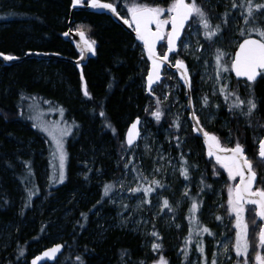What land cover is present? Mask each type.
Listing matches in <instances>:
<instances>
[{"label": "trees", "instance_id": "1", "mask_svg": "<svg viewBox=\"0 0 264 264\" xmlns=\"http://www.w3.org/2000/svg\"><path fill=\"white\" fill-rule=\"evenodd\" d=\"M105 1L117 4L120 13L127 16L130 15L127 7L133 2L164 8L171 2ZM122 1L125 11L121 9ZM254 2L262 3L261 0ZM198 4L212 25H221L220 34L211 41L203 36L204 44L211 45L213 57L216 49H222L227 54L225 62H230L236 49L230 46L232 11L224 5V0H199ZM71 6V0H0V52L23 56L27 51L37 50L77 58L79 52L63 38L69 28ZM226 12L229 15L224 23ZM256 21H259L257 14ZM240 24L244 27L243 20ZM79 25L84 29L78 28ZM72 27L96 42L95 56L81 68L58 59L31 57L12 65L0 60V264H28L35 253L57 242L64 243L65 251L54 264H140L141 261L152 264L159 255H163L168 264H187L191 254L185 259L181 249L185 247V237L189 233L185 225L188 223L190 198L182 211L177 200L181 218L177 222L174 219L172 229L164 232L163 237L159 234L158 237L152 236V243L145 245L139 234L110 224L111 219L104 215V212L112 211L107 205L108 198L103 197L104 185L89 177L87 166L96 168L99 163L103 167L110 166L111 161L104 156L105 153L114 152L115 147L130 150L124 141L128 123L136 116L149 118L156 110V94H149L145 89L149 64L143 47L131 32L106 14L75 11ZM242 39L239 33V41ZM164 46L161 45L160 50ZM81 72L85 81L81 79ZM223 74L229 75L230 82L226 81V84L242 99L254 95L257 109L251 117L244 116L239 109L229 111L221 95V117L208 130L218 135L224 145L234 146L237 141L244 145L258 174L256 187H264V161L258 158V143L254 142L256 136L264 135V74L251 84V88L246 80L234 78L231 72ZM85 86L90 97L83 94ZM198 93L195 87V96ZM34 102L59 104V110L53 108L48 113L54 117L63 108L65 117L75 124V131L71 127V133L65 138L66 147L64 144L66 179L63 183L51 181L46 188L41 183L42 173L50 168L48 174L54 176L58 160L52 152L48 133L43 130L41 106L33 105ZM168 105L161 109L163 124L172 127L173 140L179 146L181 143V148L178 146L181 152L174 149L180 152L179 161L182 164L180 157L183 154L190 166L189 179H182L188 182L190 197H195L198 202L204 197L202 194H206L204 200L208 203L217 184H221L220 180L227 178L228 184L231 180L212 158L207 157L202 140L194 133L191 124L188 122L187 127L181 124L188 116L180 118L176 110L173 117L168 115ZM145 107L148 111H144ZM101 111L104 116L99 115ZM177 119L180 127L176 131L174 121ZM223 121L236 135L230 144L225 138L228 129ZM84 159L90 162L86 167L80 166ZM217 170L219 175H213ZM202 176L211 187H205L201 192L204 187ZM224 190V199L227 200V189ZM29 191L35 193L30 200ZM172 209L175 217L176 209ZM250 210H254L252 206H248L247 222L255 218L258 221ZM195 216L201 219L200 213L196 212ZM230 217L234 219L232 215ZM258 226L259 223L256 229L252 226L254 238H249L254 244L249 249L252 263L257 250L254 242ZM6 230L8 243H3L2 234ZM153 243H160L162 248L154 252Z\"/></svg>", "mask_w": 264, "mask_h": 264}, {"label": "snow or ice", "instance_id": "2", "mask_svg": "<svg viewBox=\"0 0 264 264\" xmlns=\"http://www.w3.org/2000/svg\"><path fill=\"white\" fill-rule=\"evenodd\" d=\"M72 6L85 5V0H71ZM87 6L93 9H107L113 13H117L116 6L111 2H103V0H87ZM231 7L233 9H240V16L243 18L244 27L240 28V36L243 38L239 43L238 49L235 52L230 62H225V56L227 55L222 49H216L215 60V78L217 83L222 79L223 73L234 72L237 78H246V82L251 88V84L257 80L258 76L264 74V28L260 27L256 21V14L264 11V3H255L254 0H240L239 3L233 0ZM127 12L130 14V20L124 19V23L129 27L134 25L135 34L138 40L142 41L143 48L146 51L148 59L151 61V65L147 70L146 75V88L149 94L154 95V85L161 81V70L165 66L174 67L179 73V78L188 87L189 93V105L192 104L190 92H191V76L189 69L184 60L177 58L173 64L169 59V54L174 53L178 55L177 42L180 41L185 50L189 48V45L182 40V34L188 30H191V22L195 20L199 28L203 30V36L206 40L211 41L214 37L220 34L221 25H212L207 13L197 3V0H171L167 8L160 5H149L146 3L133 2L127 7ZM229 13H225L223 16V22L227 23V16ZM170 25V30L168 26ZM154 26V27H153ZM81 38L85 33L80 29H77ZM199 32V29H198ZM65 36L69 35V32L64 33ZM255 35L258 38H253ZM166 40L167 51L161 55L157 51L158 42ZM94 41H85V46L88 51L94 52ZM0 57L6 61H13L19 59L13 55H6L0 52ZM199 58V57H197ZM207 63V61H205ZM81 79L83 80V73L81 72ZM219 94L224 98L225 104H227L229 111L241 110V114L246 117H251L254 110L257 109V103L254 95L249 96L247 99H242L237 92L230 89L229 85L224 83L220 84L218 88ZM83 94L86 97H90V93L85 86ZM214 95L216 90H214ZM165 100L168 99L166 95ZM161 100L156 98V110L151 112V115L159 122L164 115L161 110ZM209 98L207 95L202 97V106H209ZM218 108L219 105H216ZM63 110L61 109V112ZM100 116H104L105 113L101 111ZM191 118L195 121L193 125V131L202 133L204 143L207 146V155L215 158L216 165L220 169H223L227 173V177L231 181L238 182L229 184L227 188V201L226 211L231 216L235 217V236L229 242L222 245V255L226 256L228 260H231L230 252H234L237 257L236 264H250L249 261V249L252 247L249 241V223L245 219V213L248 210L247 206H252L254 209V215L259 221L264 222V187H255L257 184V172L255 171L253 161L249 159L246 154L244 145L235 142L232 147H224L221 144L220 139L212 133L207 132L200 125L199 117L193 111L191 112ZM141 121L137 117L133 121L126 133V144L131 147L135 141L140 137L141 133L138 128ZM34 127L36 125H33ZM110 127V125H108ZM176 128L180 127L179 119L174 121ZM44 131L48 132L52 136L55 143V153L58 160V164L55 166L57 171L52 177L54 183H63L66 179L65 174V161L66 153L64 151L63 138L71 133V126L56 127L54 131L44 128ZM113 132L115 130L113 129ZM179 141V137H176ZM179 146V143L178 145ZM258 158L264 161V138L258 140ZM180 160L182 161L179 169L180 175L185 179H189V165L187 160L181 154ZM131 163V161H129ZM128 165L125 164V168ZM133 171H137L135 168ZM155 172H159L160 169H155ZM213 175H219V171H214ZM137 181L143 179L146 183H137L135 188L128 189L132 193L142 192L145 197H148L151 193L155 192L157 188H163L164 185L157 179L153 178L148 180L147 177L138 175ZM201 184L204 186L200 189L202 192L205 187L210 188V185L205 183L202 176ZM123 187V184L120 185ZM114 185L105 184L103 187V195L108 196L112 192ZM35 193L28 192V199ZM183 196L189 197L191 200L189 208V233L185 237V247L181 249L185 259L188 258L189 251L193 240L195 239L196 251L200 253V264H218L217 253L212 254L211 261L208 260L205 254V246L202 240L204 234L214 236L215 234L207 226L201 225L199 219L195 216L200 204L193 197H190V190L185 189L182 193ZM99 203V202H98ZM151 201L145 199L141 204H150ZM141 205H137L140 207ZM223 206V205H222ZM127 207V205H123ZM168 209L173 211L172 206L167 198L163 199L162 211ZM82 215H85L82 213ZM85 215V219H86ZM217 220H221L220 216L216 217ZM256 220L253 221V225L256 226ZM179 227V225H177ZM153 237H158V233L153 231L151 233ZM256 252L253 257V264H264V224L258 226L256 232ZM219 243V242H218ZM62 245H56L43 252L42 256H36L31 264H37L38 261L43 258H54L57 253L60 252ZM162 248L160 243H153L152 250L158 252ZM23 250H21V255ZM79 260L80 258L77 257ZM140 264H144L143 261ZM153 264H168V261L163 255H159L157 260L153 261Z\"/></svg>", "mask_w": 264, "mask_h": 264}, {"label": "rangeland", "instance_id": "3", "mask_svg": "<svg viewBox=\"0 0 264 264\" xmlns=\"http://www.w3.org/2000/svg\"><path fill=\"white\" fill-rule=\"evenodd\" d=\"M261 1L264 3V0ZM85 2H87V0H85ZM197 2L199 3V0ZM232 2L233 0H224V5H227L230 11H232L230 17L232 28L230 46L237 47L241 28L240 22H242L243 18L240 16V9H233L231 7ZM236 2L239 3L240 0H236ZM121 9L125 11L123 1L121 2ZM124 16L125 18L128 17L127 14ZM257 18L259 19V26L264 28V11L257 13ZM191 24V30H188L187 28L182 39L184 43L189 45V48L185 50L180 43L179 52L178 55L175 56V59H181L182 57L188 62L190 72L193 76V88L196 87L199 90V93L196 94L194 98V106L204 125L207 128H210L209 126L215 124L216 120L221 117L220 110L222 109V99L221 94L218 92V88L220 87V84L229 81V75L223 74L221 81L217 83L215 78V60L212 56L211 45L204 44L202 30L196 24L195 20H193ZM78 28L84 29L80 25ZM90 40L95 42L92 38ZM94 45H96V42ZM165 51L166 46H164L163 50H160L161 54H164ZM205 61H207V63H205ZM145 82L143 84L144 87ZM214 90H216L215 95L213 94ZM202 92L204 93L203 95ZM154 93L156 94V97L154 98L156 99L158 97L162 102L160 105L161 109H163L166 104H169L168 115L173 117L172 114L174 110H176L179 112L178 116L180 118L188 116L185 88L176 72L166 71L163 81L154 87ZM166 95L168 96L167 100L164 99ZM205 95L208 96L210 101L209 106L207 107L202 106V97ZM32 104H40L41 106L39 112L40 116L43 118L41 119L43 129L48 128L49 130L54 131L58 126H71L74 129L73 132L75 131V124L70 122L62 111L64 113L63 116L61 109L59 113L54 114V117L48 113V110L53 108H55L54 111H56V109L59 110L61 107L59 104L55 105L46 103V105H42L40 102H34ZM216 105H219V107L217 108ZM62 110L64 109L62 108ZM144 111H148L146 110V107ZM188 122L189 119L187 117V121L184 120L181 124L187 127ZM222 124L228 129V133L225 135L227 143L230 144L234 142L236 135L232 131H229L227 122L223 121ZM141 128V140L136 146L132 148L130 147V150L120 147L117 149V147H115L114 152L112 151L104 154V156L109 157V160L111 161L110 166L103 167L99 163L96 168H93L92 165L87 166L90 162L85 159L82 160L80 166L89 167V177L97 179L101 182V185L107 183L114 185L112 192H110L108 196L103 195V197L108 198L107 205L112 208V211L104 212V215H107L109 219H111L110 224L121 226L129 232L139 234L143 238L145 245H150L153 241L151 235L153 231H156L161 237H163L164 232L168 233L172 229L174 219L177 222L181 218L179 215V208L180 211H182V209L188 204L187 201L189 200V197L183 196L182 193L186 188L189 189V186L188 182L182 179L179 172L181 162L179 161L178 154L182 151L180 149L181 143L179 148L177 146L178 144L173 140L172 127L167 124L164 125L162 118L157 122L154 117L150 116L149 118H142ZM177 129L178 128H175L176 131ZM48 136L51 140L52 152L54 154L56 151L55 143L52 136L49 134ZM67 136L63 138V144H65V147L67 140L65 138ZM260 138H262V136H256L254 142L258 143ZM175 148L180 149V152H176ZM129 161H131V163H129ZM125 164L128 165L127 168H125ZM133 168L137 171H133ZM155 169H160V171L155 172ZM49 170L50 168H46L42 173L41 183L44 188H46L49 182L53 181V176L51 177L48 174ZM80 172H83V169ZM138 175L147 177L149 181L155 178L159 180L164 187L157 188L156 191L151 193L148 197H145L142 192L132 193L128 189L135 188L138 182L144 184L143 179L137 181L136 177ZM49 178H51V180H49ZM220 182L221 184H217L216 190L208 203L204 200V198L207 197L206 194H202L204 197L198 201L200 207L197 212L200 213L201 216V219L199 218L201 225L207 226L215 234L214 236L204 234L202 240L205 246V254L209 261H211L212 254L217 253L218 264H236L237 257L234 252L229 253L231 260H228V258L221 253L222 245L229 242L235 236V221L232 224L233 219L226 211L224 189L229 184L237 183L238 178L237 181H231L229 184L227 178L222 181L220 180ZM121 184H123V187L120 186ZM164 198H167L169 202L172 203V207L176 209L175 217L172 211H168V209L161 210ZM145 199L150 200L151 203L141 204ZM177 200L180 201L179 205L177 204ZM123 205H127V207H123ZM137 205L141 206L137 207ZM187 208L189 210L190 205H188ZM250 212L254 214V210H250ZM217 216H220L222 219L217 220ZM254 220H256V218ZM256 222L259 223V225L261 224L260 221ZM248 223L250 226L249 238L251 237L252 239L254 238V234L251 233V231L256 229L255 227L257 226V223L256 226L253 225V221H249ZM185 226L189 231V219ZM252 226L255 228L254 230L252 229ZM2 237L5 238L3 243H8V230L4 231ZM251 239L249 241L253 246L254 244ZM195 243L196 241L194 239L191 247L188 249L191 256L188 258L189 260L187 264H200L201 256L200 253L196 251ZM254 243L256 245V241ZM249 261L250 264H252V261ZM28 264L30 263L28 262Z\"/></svg>", "mask_w": 264, "mask_h": 264}, {"label": "water", "instance_id": "4", "mask_svg": "<svg viewBox=\"0 0 264 264\" xmlns=\"http://www.w3.org/2000/svg\"><path fill=\"white\" fill-rule=\"evenodd\" d=\"M103 2H105V1H103ZM112 3L116 6V11H117V13H119V15H117L116 13H113V12L107 10V9H93V8L87 6V4H85V5H80V6H75V7L72 6L71 8H72V13L74 12V10H86V11H90V12L105 13V14H107V15H110V16L112 17V19H113L115 22H117V23H119L120 25H122L127 31L131 32V33L136 37L135 30H134V25H133L132 27H129L128 24H125V23H124V19H128V18H125V17L119 12V9H118L117 4H115L114 2H112ZM122 17H123L124 19H122ZM129 20H130V19H129ZM153 27H154V26H153ZM186 27H187V26H186ZM169 30H170V28H169ZM68 32H69V35H67V36H65V35L63 34L64 39H65L66 41L71 42V43H72V44L78 49V51L80 52V56H79V58H77V59H69V60H70V61H73V62H74L76 65H78V66H80L81 64H85V63H87V61H88L90 58L94 57L95 54H96V48H95V45H94V49H95L94 52H92V51H88L87 47L85 46V41H89V42H91V40L88 38V36H87L86 33H85L84 37L81 38V36L78 34L77 31H68ZM183 35H184V33L182 34V38H183ZM253 38H258V37L253 36ZM136 39H137V37H136ZM242 40H243V39H242ZM242 40H241L239 43H241ZM137 41L143 46L142 41H140V40H138V39H137ZM239 43H238V45H239ZM162 44H165V45H166V40H165V41L158 42V44H157V51H158L159 54H160L159 47H160V45H162ZM179 45H180V41L177 42V51H178V49H179ZM238 45H237V47H236L235 52H236L237 49H238ZM143 51H144L145 57H146V59H147V61H148V63H149V67H150V65H151V61L148 59L147 54H146V51L144 50V48H143ZM166 51H167V50H166ZM235 52H234V54H235ZM4 54H5V53H4ZM173 54H174V53H170V54H169V59H170V61L174 64L175 61L173 62V61L171 60ZM6 55H8V54H6ZM161 55H163V54H161ZM14 56H15V55H14ZM32 56H33V57L35 56V57H38V58H56V59L62 58V56H60L59 54H54V53H42V52H41V53H30V52H29V53L27 54L26 57H32ZM16 57H18L19 59H16V60H13V61H6V60H4L2 57H0V60H1L4 64H6V65H12V64H14V63H18V62H20V61L23 59V58L20 57V56H16ZM181 59L184 60L183 58H181ZM184 61H185V60H184ZM185 63L187 64L188 69H189V73H190V67H189V65H188V63H187L186 61H185ZM166 68H167V70H172V71L176 72L177 75L179 76V73L177 72V70H176L174 67H171V66H165V67L161 70V77H162V78H161V81H162V79H163V77H164V70H165ZM232 74H233L234 77H235L236 79H238V80H246V78H237V77L235 76V73H234V72H232ZM190 76H191V85H192V75H191V73H190ZM260 77H261V76H258V77H257V80H258ZM257 80H256V81H257ZM83 81H85L84 78H83ZM161 81H160V82H161ZM256 81H255V82H256ZM160 82H159V83H160ZM181 82H182V84H183V86H184V88H185L186 97H187L188 119H189V122H190V124H191V126H192V129H193V125L195 124V121L191 118V112L194 111V112L196 113V115L198 116V114H197V112H196V109H195V106H194L193 88L191 87V92H190V96H191L192 104L189 105V96L187 95V93H189V89H188V87L184 84V82H183L182 80H181ZM156 85H157V84H156ZM156 85H154V87H155ZM146 90H147V88H146ZM147 92H148V91H147ZM137 117L140 118V121H141V123H142V117H141V116H136L133 120H131V121L128 123V126H127L126 131H125V136H124V137H125V140H126V133H127L128 128L130 127L131 123H132L133 121L136 120ZM198 117H199V116H198ZM199 121H200V125L203 127V129L206 130L207 132H209V131L206 129V127L204 126V124L202 123L200 117H199ZM141 123H140V125H138V128H139V130H140V133H141ZM194 133H195L198 137L201 138V140H202V144H203V146H204V148H205V152H206V155H207V146H206V144L204 143L203 134H202V133H197V132H194ZM209 133L215 134V133H213V132H209ZM215 135H216V134H215ZM216 136L219 138L218 135H216ZM262 138H264V136H263ZM140 139H141V135H140V137L135 141L134 145H136V144L139 142ZM219 139H220V138H219ZM220 141H221V140H220ZM221 144H222V142H221ZM126 145H127V144H126ZM134 145H133V146H134ZM127 146H128V145H127ZM222 146H224V145H222ZM224 147H228V146H224ZM229 147H232V146H229ZM247 156H248V154H247ZM207 157H208V158H212V159L215 161V158H214V157H209L208 155H207ZM248 157H249V156H248ZM257 179H258V174H257ZM255 186H256V185H255ZM262 224H264V222H262ZM57 245H62V244H57ZM54 246H56V245H54ZM54 246H53V247H54ZM50 248H52V247H50ZM47 249H49V248H46V249L40 251L38 254L34 255V256L30 259V264H31L32 260H33L36 256H42L43 252L46 251ZM63 251H64V247H63V245H62L60 252L57 253L56 256H55L54 258H43L42 260L38 261L37 264H44V263H46V262H50L51 264H54V263H56V262L58 261V258L60 257V255L62 254ZM152 264H153V263H152Z\"/></svg>", "mask_w": 264, "mask_h": 264}, {"label": "bare ground", "instance_id": "5", "mask_svg": "<svg viewBox=\"0 0 264 264\" xmlns=\"http://www.w3.org/2000/svg\"><path fill=\"white\" fill-rule=\"evenodd\" d=\"M103 1H105V0H103ZM105 2H109V1H105ZM112 3V2H111ZM85 4H87V2H85ZM72 7V6H71ZM75 11H78V10H74V12L72 13V8L70 9V18H69V22H68V24H69V28L67 29V31L66 32H68V31H77V29H74L73 27H72V25H73V22H74V14H75ZM83 11H86V10H83ZM87 12H90V11H87ZM120 12V11H119ZM95 13H97V12H95ZM100 14H105V13H100ZM107 15V14H106ZM108 16H110V15H108ZM124 16V15H123ZM111 17V16H110ZM125 17V16H124ZM112 18V17H111ZM64 38V37H63ZM72 44V43H71ZM73 45V44H72ZM74 46V45H73ZM75 47V46H74ZM76 48V47H75ZM76 50L78 51V49L76 48ZM54 53V54H59L60 56H62V58H59L58 60H64V61H68V62H71V63H73L74 65H76L73 61H70L69 59H77V58H79V56H80V52H79V56L77 57V58H72V57H68V56H65V55H63V54H61V53H58V52H44V51H37V50H30V51H27L23 56H20V57H22L23 59L22 60H24V59H27V58H31V57H26L27 56V54L28 53ZM9 55V54H8ZM14 56V55H13ZM15 56H19V55H15ZM33 57V56H32ZM33 58H36V59H41V60H51V59H56V58H38V57H33ZM21 60V61H22ZM20 61V62H21ZM88 62V61H87ZM86 64V63H85ZM85 64H81L80 66H78V65H76L77 67H79V68H81L83 65H85ZM191 73V72H190ZM192 88H193V81H192ZM124 141H125V137H124ZM139 143V142H138ZM137 143V144H138ZM57 244H62L63 245V247H64V251H65V245H64V243H62V242H57V243H54V244H52V245H50V246H47V247H45V248H43L42 250H44V249H46V248H50V247H53L54 245H57ZM41 250V251H42ZM64 251L62 252V254L64 253ZM39 253V252H38ZM37 253V254H38ZM61 254V255H62ZM36 255V254H35ZM61 255H60V257H61ZM59 257V258H60ZM59 258H58V260H59ZM47 263H49V264H51L50 262H46V263H44V264H47Z\"/></svg>", "mask_w": 264, "mask_h": 264}, {"label": "flooded vegetation", "instance_id": "6", "mask_svg": "<svg viewBox=\"0 0 264 264\" xmlns=\"http://www.w3.org/2000/svg\"><path fill=\"white\" fill-rule=\"evenodd\" d=\"M192 75V74H191ZM192 81H193V79H192ZM194 83V82H193ZM195 85V84H194ZM194 89V88H193ZM193 96H194V98H195V94H194V90H193Z\"/></svg>", "mask_w": 264, "mask_h": 264}]
</instances>
